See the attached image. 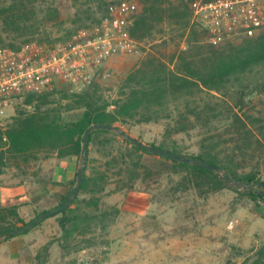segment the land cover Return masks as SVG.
Wrapping results in <instances>:
<instances>
[{
    "label": "trees",
    "instance_id": "trees-1",
    "mask_svg": "<svg viewBox=\"0 0 264 264\" xmlns=\"http://www.w3.org/2000/svg\"><path fill=\"white\" fill-rule=\"evenodd\" d=\"M44 1L0 0V43L19 48L32 39L52 42L69 38L75 30L54 39L26 36L41 27L35 19L37 12H45L43 18L46 21L60 17L59 9L53 4L45 9ZM93 1L74 0V3L84 8ZM100 1L104 14L106 2ZM190 2L139 0L140 10L135 15L131 32L137 41L144 44L146 56L121 83L116 97L110 99L101 92V81L79 92L66 94L68 102L65 104L62 100L52 99L56 89L30 92L21 97L26 107L13 116L12 122L5 128L0 127V163L19 157L28 160L32 154L44 150H54L60 158L74 155L82 161L83 166L75 174V183L79 176L82 177L78 192L72 203L60 212L61 227L68 235L80 230L91 217L89 213L75 209L79 194L90 193L99 200L98 195L105 189L104 172L88 173L92 160L91 142L97 134L113 135L115 140L122 138V143L135 151V156L133 153L122 155L131 181L140 176L139 167L144 166L142 152H150L186 169L197 179L200 177L213 182L216 189L233 183L235 188H248V194L254 200L264 198L259 189L252 188L253 184L259 183V171L256 163L251 167L249 164V160L256 161L264 149V124L254 114L256 106L251 104L252 100L247 99L250 94L262 95L264 92V33L213 43L202 27L192 24ZM169 25L168 31L179 33L167 38L165 33ZM3 34L15 40L21 39L22 43L6 42ZM184 37L186 48H181ZM149 45L163 46L166 51L153 52ZM27 106L33 108L28 109ZM72 109H81V114L77 120L68 121L64 112ZM160 120L169 121V133H188L202 128L205 135L201 152L184 156L165 144H150L181 154L189 160L169 158L144 147L138 139L133 141L128 138L117 125L119 122ZM93 124L99 127L90 131L84 152V134ZM222 136L226 139L222 140ZM211 164L217 169L206 166ZM145 169L149 170V167L145 166ZM72 190L58 206L67 202ZM95 204L98 205V201ZM9 210L17 216L20 224L10 222L0 226V236L7 239L27 232L33 226L32 221L40 216L25 221L17 215L16 206H11ZM38 223L37 220L34 225Z\"/></svg>",
    "mask_w": 264,
    "mask_h": 264
},
{
    "label": "rangeland",
    "instance_id": "rangeland-1",
    "mask_svg": "<svg viewBox=\"0 0 264 264\" xmlns=\"http://www.w3.org/2000/svg\"><path fill=\"white\" fill-rule=\"evenodd\" d=\"M104 1L108 7L107 5L118 0ZM130 1L134 5L135 21L140 4L139 0ZM50 4L59 9L60 17L46 21L43 18L46 13L37 12L35 19L41 27L26 36L39 39L61 37L93 24L104 11L100 0H94L84 8L75 5L74 0H46L43 7L47 9ZM169 28L170 25L165 33L167 38L179 33H172L168 31ZM2 36L6 42L13 41L17 45L22 43L21 39L13 40L6 34ZM159 37L161 36H157ZM181 41V48H186L185 37ZM143 45L138 41L134 49L112 59L111 75L101 81L99 88L106 97L112 99L117 96L121 83L146 56ZM149 46L153 48V52L166 51L163 46ZM53 89L56 91L52 99L62 100L64 104L68 102L66 94L82 90H71L63 83H58L50 90ZM247 99L252 100L251 104L256 106L254 114L264 124V92L262 95L250 94ZM25 107L23 98L17 99L0 127L5 128L12 122L13 116ZM80 114L81 109L64 112L68 121L77 120ZM168 122L131 121L119 122L117 125L144 144H165L167 148L177 150L184 156L201 152L205 135L202 128L188 133H169ZM224 137L221 139H226ZM113 139V135L97 134L91 142L92 160L88 173L104 172L105 189L98 195L99 200L90 193L79 194L75 209L96 218L89 216L90 219L82 224V228L72 235H68L61 227L60 212L48 217L42 212L56 209L67 198L70 190L79 184V181L75 183L77 175L71 181L63 200L50 196L36 204L30 201L5 202L2 198V190L6 184H20L30 180H38L37 183H40L42 180L52 179L59 160L69 157L60 158L56 151L44 150L32 154L28 160L19 157L5 159L0 163V226L9 225L10 222L20 224L17 216L11 214V206H16L17 215L25 221L40 215L39 223L33 224L27 232L8 239L0 236V264H76L81 255L106 261L107 264H264V225L260 229V239L256 233L255 238L249 239L245 247L234 245L229 250L231 253L227 255V260L224 258L221 263L214 261V240H220L221 246L236 244L237 239L242 242L241 220H245L246 216L243 215V210L248 211L251 216L245 217L246 220L253 218L264 223V198L254 200L248 194V188H235L233 183L229 187L216 189L213 182L200 177L197 179L186 169L150 152H142L144 166L139 167L140 176L131 181V176L125 171L128 166H125L122 155L129 156L133 153L135 156V151L122 143V138ZM76 158L77 172L83 163L77 156ZM255 160H249V164L251 167L256 163L259 183L253 184L252 188L263 193L261 183L264 182V149ZM75 195H71L73 199ZM95 201L99 204L96 205ZM237 231L242 233L240 237L236 235Z\"/></svg>",
    "mask_w": 264,
    "mask_h": 264
},
{
    "label": "built area",
    "instance_id": "built-area-1",
    "mask_svg": "<svg viewBox=\"0 0 264 264\" xmlns=\"http://www.w3.org/2000/svg\"><path fill=\"white\" fill-rule=\"evenodd\" d=\"M190 7L192 24L202 27L213 43L264 33V0H192ZM134 14L130 0H118L98 21L67 39H32L19 48L0 43V124L14 102L27 93H42L58 83L83 89L108 79L112 59L138 45L131 32ZM76 264L107 262L81 255Z\"/></svg>",
    "mask_w": 264,
    "mask_h": 264
},
{
    "label": "crops",
    "instance_id": "crops-1",
    "mask_svg": "<svg viewBox=\"0 0 264 264\" xmlns=\"http://www.w3.org/2000/svg\"><path fill=\"white\" fill-rule=\"evenodd\" d=\"M76 165L77 158L76 156L72 155L67 159L59 160L56 170L54 171L55 174L50 180H42L40 183H37L39 182L38 180H30L27 181L28 183L6 184L2 190L3 201L12 203L30 201L31 203L37 204V202H41V200L50 196L55 197L56 200H63V198L66 196V193H68L67 191L70 188L71 181L76 174ZM240 213H242V211H240ZM244 214H246V216H244V219L246 220L245 217H249L250 215L248 211L243 210V215ZM251 219L252 220L246 221L241 220L243 227V234L241 233L243 237V243L241 240L237 239L236 244L231 245L228 243L227 245L221 246L220 240H214L216 247V250L214 251V261H218L219 263L224 262V258H226V260L228 259L227 255L231 253L229 250L233 249L235 247L234 245H242L241 247H245V244L249 242V239L255 238L254 234L256 233H258L256 235H258V238L260 239V229L264 223L258 222L253 218ZM239 232L240 231H237L236 235L240 237L241 234ZM258 243L260 244V241ZM225 249L226 251H224Z\"/></svg>",
    "mask_w": 264,
    "mask_h": 264
},
{
    "label": "water",
    "instance_id": "water-1",
    "mask_svg": "<svg viewBox=\"0 0 264 264\" xmlns=\"http://www.w3.org/2000/svg\"><path fill=\"white\" fill-rule=\"evenodd\" d=\"M98 127H99L98 125L93 124L86 130V132L84 134V152L86 151L87 146H88V135H89L90 131H92V130L98 128ZM100 127H103V126L101 125ZM126 136L128 138L132 139L133 141H138L136 138L132 137L130 134H126ZM140 144H142L144 147H147V148L153 150L154 152H156L158 154L165 155V156H167L169 158L189 160V158L183 157L181 154L170 153V152H168V151H166V150H164L162 148H159L158 146L144 144L142 142H140ZM206 166L209 167L210 169H217V167L215 165H213V164L206 165ZM81 180H82V177L79 176L78 177L79 184H80ZM79 184L73 189V191H72L73 195L76 194V192L78 191ZM261 185L264 187V182H262ZM263 194H264V191H263ZM72 200H73V197L71 196V197L68 198L67 202L61 204L56 209L49 210L47 213L44 214V216L48 217V216H52V215H55V214L61 212L63 209H65L68 205H70L72 203ZM38 219L39 218H37L36 220L32 221V224H34ZM21 229H24V228H21Z\"/></svg>",
    "mask_w": 264,
    "mask_h": 264
}]
</instances>
